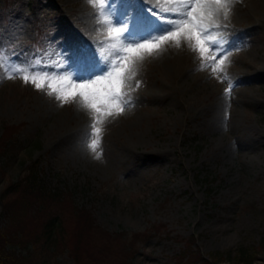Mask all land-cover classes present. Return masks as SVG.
<instances>
[{
  "label": "rangeland",
  "instance_id": "rangeland-1",
  "mask_svg": "<svg viewBox=\"0 0 264 264\" xmlns=\"http://www.w3.org/2000/svg\"><path fill=\"white\" fill-rule=\"evenodd\" d=\"M134 7L135 0H110L116 23L128 26L126 39L158 35L163 24L153 17L154 27L143 33ZM126 11L131 17L121 20ZM95 13L88 0H0V52L22 66L67 63L77 81L102 75L109 64L97 50L104 35ZM263 17L264 0H236L229 18L245 25ZM257 37L221 40L230 52L229 79L201 68L187 43L146 58L130 82L131 106L103 125L99 159L87 147V109L62 105L0 68V129L2 122L21 125L1 160L0 191L37 160L49 187L90 211L104 230L126 239L161 225L137 242L130 264H176L189 235L205 257L251 250L264 237V30ZM257 255L254 263L264 264V254ZM58 260L72 264L65 252Z\"/></svg>",
  "mask_w": 264,
  "mask_h": 264
},
{
  "label": "snow or ice",
  "instance_id": "snow-or-ice-1",
  "mask_svg": "<svg viewBox=\"0 0 264 264\" xmlns=\"http://www.w3.org/2000/svg\"><path fill=\"white\" fill-rule=\"evenodd\" d=\"M152 0H145L148 11L163 25L165 30L152 38L139 42H129L125 33L126 24H118L110 10V0H88L96 10V23L104 35L100 44V55L109 64V69L102 75L92 79L77 81L67 70V63L41 65L39 59L31 63L11 62L9 57L0 52V68L8 78L19 75L24 83H31L35 89L46 91L47 95L55 96L62 105L78 102L88 110L91 117L90 142L88 149L99 159L103 125L109 118L123 115L132 104L131 81L137 76L140 64L148 57L157 55L166 45L179 48L183 43L197 53L201 68L211 67L212 72L222 79H229L225 63L230 52L221 43L222 33L219 31L227 25L236 0H166L168 7L157 4L151 6ZM220 57L217 59V57ZM43 67L45 70L39 71ZM55 68L61 71L49 72ZM137 86H139L137 84ZM232 84L225 95H230Z\"/></svg>",
  "mask_w": 264,
  "mask_h": 264
},
{
  "label": "trees",
  "instance_id": "trees-1",
  "mask_svg": "<svg viewBox=\"0 0 264 264\" xmlns=\"http://www.w3.org/2000/svg\"><path fill=\"white\" fill-rule=\"evenodd\" d=\"M20 128V124H1L0 171L1 160L15 145ZM43 168L41 162L29 161L19 177L0 191V264H62L58 256L64 252L72 264H130L137 253V242L161 231V225H154L124 239L121 233L104 230L93 221L90 211L49 187ZM208 182L206 179L205 184ZM195 240L193 235L182 240V249L173 256L176 264H222L225 260L260 264L254 263L260 259L257 254H264V237L251 250L238 248L232 255L215 251L207 257L194 245Z\"/></svg>",
  "mask_w": 264,
  "mask_h": 264
},
{
  "label": "bare ground",
  "instance_id": "bare-ground-1",
  "mask_svg": "<svg viewBox=\"0 0 264 264\" xmlns=\"http://www.w3.org/2000/svg\"><path fill=\"white\" fill-rule=\"evenodd\" d=\"M135 1H136V7H134V9H135L134 12H137V16L139 14V16L141 17L140 22H139V24H140L139 29H142L143 33H144V32H147L148 29L153 28L155 25L154 24L155 22L152 21L153 16L147 10L149 5L145 3V0H135ZM157 4H159L160 6L165 7V8L168 7L166 0H154V2H151V6H153V7H155ZM243 7H246V6L243 4ZM128 11H126V12H128ZM122 12H125V11L123 10ZM124 16H126V19ZM124 16L123 15L121 16V18H122L121 20L126 21L128 19L127 16L131 17L130 12H128ZM222 24L227 25V27H222L219 30L222 33L223 39H225V40L231 39L234 42L242 40V41H244V43L255 42V40L258 39L257 34H259L260 32H262L264 30V17L261 21H253V22H249L245 25L244 24L240 25L236 21L230 20V18L228 21H222ZM133 27H135V25ZM164 30H162V31H164ZM162 31H159V34ZM71 33L73 35L75 33V36L77 37L79 42L84 43V41L86 40V39H84V36L78 34L76 31H74V33L73 32H71ZM262 39H263V37L261 36V40ZM92 47L88 50V52L90 50L91 51L94 50V48H92ZM192 67H193V65H192Z\"/></svg>",
  "mask_w": 264,
  "mask_h": 264
}]
</instances>
